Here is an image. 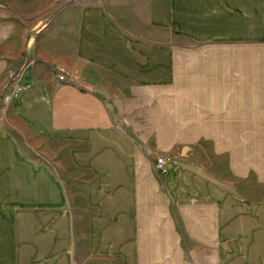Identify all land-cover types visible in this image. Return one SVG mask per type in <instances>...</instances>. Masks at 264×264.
<instances>
[{"label":"crops","instance_id":"obj_1","mask_svg":"<svg viewBox=\"0 0 264 264\" xmlns=\"http://www.w3.org/2000/svg\"><path fill=\"white\" fill-rule=\"evenodd\" d=\"M0 85V264H264V0H0Z\"/></svg>","mask_w":264,"mask_h":264},{"label":"rangeland","instance_id":"obj_2","mask_svg":"<svg viewBox=\"0 0 264 264\" xmlns=\"http://www.w3.org/2000/svg\"><path fill=\"white\" fill-rule=\"evenodd\" d=\"M60 1H57V3ZM7 87L0 85V102L3 100V96L6 94ZM261 133H251L245 135H235L237 147L245 145L244 153L251 159V165L253 172L255 169H261L264 171V118L259 119ZM259 126V125H258ZM253 129H259V127H253ZM17 140L21 144L23 150L28 154L35 155L28 147L25 137L21 132L15 133ZM243 153V148L241 147Z\"/></svg>","mask_w":264,"mask_h":264},{"label":"built area","instance_id":"obj_3","mask_svg":"<svg viewBox=\"0 0 264 264\" xmlns=\"http://www.w3.org/2000/svg\"><path fill=\"white\" fill-rule=\"evenodd\" d=\"M56 76H57V79L60 80V81H65V80H67V78H68L67 74H65V73H63V72H57ZM17 90H18V87H17V86L13 87V88L11 89L10 94H5V95L3 96V101L7 102V101L9 100V97H10L13 93H15ZM162 164H163V158H162V157H161V158H158L157 161H156V169H157L158 171H161V172H162V171L164 170V167H163Z\"/></svg>","mask_w":264,"mask_h":264}]
</instances>
